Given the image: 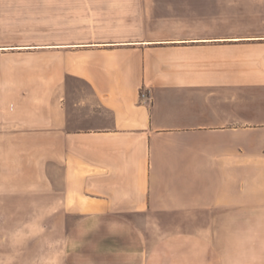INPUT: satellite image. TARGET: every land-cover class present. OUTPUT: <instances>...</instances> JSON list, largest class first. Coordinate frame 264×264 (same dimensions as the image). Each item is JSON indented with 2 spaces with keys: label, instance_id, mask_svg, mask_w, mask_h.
<instances>
[{
  "label": "crops",
  "instance_id": "crops-1",
  "mask_svg": "<svg viewBox=\"0 0 264 264\" xmlns=\"http://www.w3.org/2000/svg\"><path fill=\"white\" fill-rule=\"evenodd\" d=\"M27 2L0 216L75 218L68 264H264V0Z\"/></svg>",
  "mask_w": 264,
  "mask_h": 264
},
{
  "label": "rangeland",
  "instance_id": "rangeland-1",
  "mask_svg": "<svg viewBox=\"0 0 264 264\" xmlns=\"http://www.w3.org/2000/svg\"><path fill=\"white\" fill-rule=\"evenodd\" d=\"M37 36H41V17L36 16L27 0H0V47L31 46ZM18 51L38 50H0V91L4 97L10 96L14 81L41 82V73L22 70L28 64L36 67L42 64L41 56L18 57L15 55ZM37 91L35 94L41 95ZM38 205L34 203L29 208H41ZM74 221L73 217L53 213L51 216H0V264H68L64 243Z\"/></svg>",
  "mask_w": 264,
  "mask_h": 264
},
{
  "label": "built area",
  "instance_id": "built-area-1",
  "mask_svg": "<svg viewBox=\"0 0 264 264\" xmlns=\"http://www.w3.org/2000/svg\"><path fill=\"white\" fill-rule=\"evenodd\" d=\"M141 100H142L143 102H150L151 97H150V94H149L148 91L143 90V91L141 92Z\"/></svg>",
  "mask_w": 264,
  "mask_h": 264
}]
</instances>
